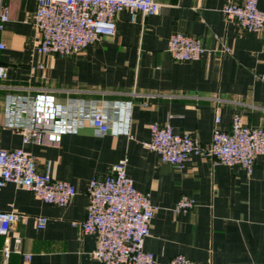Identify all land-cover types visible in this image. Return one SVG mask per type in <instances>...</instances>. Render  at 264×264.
<instances>
[{
	"label": "crops",
	"instance_id": "1",
	"mask_svg": "<svg viewBox=\"0 0 264 264\" xmlns=\"http://www.w3.org/2000/svg\"><path fill=\"white\" fill-rule=\"evenodd\" d=\"M156 1V14L137 11L132 19L123 9L112 37L61 57L36 51V0H0L9 17L0 32V64L7 72L0 80V148L23 147L35 157L38 171L49 162L52 176L76 190L67 205L59 206L5 184L0 209L20 218L7 237L0 236V262L7 245L8 264H103L92 255L96 236L73 222L86 215L89 180L108 174L126 158L135 187L158 208L144 242L156 264H166L176 254L195 264H264V153L255 157L248 173L200 154L179 168L161 162L143 145L153 122H169L175 132L208 144L215 110L224 130L234 114L264 129V47L257 34L226 21L221 12L226 0ZM257 5L264 12V0ZM177 32L198 37L210 51L196 60L173 59L167 43ZM15 91L52 93L60 103L69 96L131 101L129 132L96 135L85 125L58 142L24 144L20 133L2 125L3 96ZM184 194L195 199V206L174 212ZM39 215L47 217L43 229L36 228Z\"/></svg>",
	"mask_w": 264,
	"mask_h": 264
},
{
	"label": "built area",
	"instance_id": "2",
	"mask_svg": "<svg viewBox=\"0 0 264 264\" xmlns=\"http://www.w3.org/2000/svg\"><path fill=\"white\" fill-rule=\"evenodd\" d=\"M33 24L39 35L38 54L61 57L74 55L90 44L112 37L116 32V15L127 9L134 19L135 12L153 15L159 11L156 0H36ZM221 12L227 22L238 30L255 33L264 47V12L257 0H226ZM8 9L0 5V32L5 28ZM4 44L0 41V49ZM224 52H230L223 46ZM167 51L175 60H196L205 52L201 40L182 32L172 34ZM42 68V65H38ZM5 66L0 64V80L6 78ZM131 101L111 100L103 97L66 98L57 102L52 93L6 92L3 96L2 125L21 134L22 142L44 144L58 142L62 135L76 133L89 125L93 133L103 135L128 134ZM211 141L202 144L188 132H175L169 122L150 124V139L143 142L158 154L161 162L184 167L193 154L209 156L215 162L239 165L248 173L254 167L255 157L264 153V129L245 124L234 114L228 130L220 128V115L215 110ZM127 159L114 163L104 176L92 177L87 185L88 204L83 220L74 221L82 232L96 236L92 255L103 264H156L155 254L144 248L149 226L157 206L149 194L138 190L126 172ZM50 164L38 171L35 157L23 147L0 148V189L11 182L31 191L46 203L67 205L76 190L66 180L50 173ZM195 206V199L182 195L172 208L174 212ZM20 214L0 209V236L7 237ZM36 228L43 229L47 217H35ZM11 250L3 247V260L8 264ZM29 254L25 258L29 259ZM166 264H195L183 254L172 256Z\"/></svg>",
	"mask_w": 264,
	"mask_h": 264
}]
</instances>
